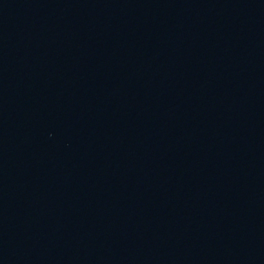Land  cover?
Segmentation results:
<instances>
[{
	"label": "water",
	"instance_id": "obj_1",
	"mask_svg": "<svg viewBox=\"0 0 264 264\" xmlns=\"http://www.w3.org/2000/svg\"><path fill=\"white\" fill-rule=\"evenodd\" d=\"M0 264H264V0H0Z\"/></svg>",
	"mask_w": 264,
	"mask_h": 264
}]
</instances>
